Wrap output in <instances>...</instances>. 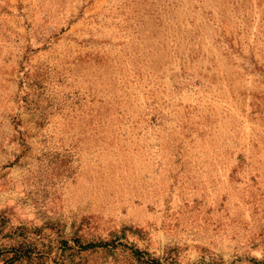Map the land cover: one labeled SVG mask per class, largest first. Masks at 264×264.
Masks as SVG:
<instances>
[{
    "label": "rangeland",
    "instance_id": "obj_1",
    "mask_svg": "<svg viewBox=\"0 0 264 264\" xmlns=\"http://www.w3.org/2000/svg\"><path fill=\"white\" fill-rule=\"evenodd\" d=\"M0 264H264V0H0Z\"/></svg>",
    "mask_w": 264,
    "mask_h": 264
}]
</instances>
